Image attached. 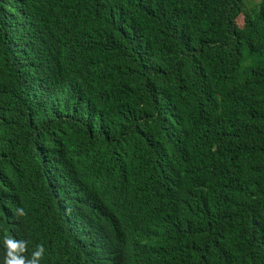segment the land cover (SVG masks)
<instances>
[{
    "label": "trees",
    "instance_id": "trees-1",
    "mask_svg": "<svg viewBox=\"0 0 264 264\" xmlns=\"http://www.w3.org/2000/svg\"><path fill=\"white\" fill-rule=\"evenodd\" d=\"M247 1L0 0V264L4 234L41 264L89 239L76 197L112 264H264V0ZM91 241L70 248L94 258Z\"/></svg>",
    "mask_w": 264,
    "mask_h": 264
},
{
    "label": "clouds",
    "instance_id": "clouds-1",
    "mask_svg": "<svg viewBox=\"0 0 264 264\" xmlns=\"http://www.w3.org/2000/svg\"><path fill=\"white\" fill-rule=\"evenodd\" d=\"M68 210L86 227L89 239L80 238L74 242L62 245L57 249L56 255L51 260L55 264H112L119 258L120 245H115L109 239L103 237L104 227L97 226L93 218L96 215H87L79 201L75 198H67ZM16 215H27L23 208L16 209ZM94 240V241H91ZM85 241H91L95 247L94 258H88L71 250V243L80 245ZM28 240L16 239L11 234L2 237L3 264H41L44 259L45 246L37 244L29 254Z\"/></svg>",
    "mask_w": 264,
    "mask_h": 264
},
{
    "label": "rangeland",
    "instance_id": "rangeland-1",
    "mask_svg": "<svg viewBox=\"0 0 264 264\" xmlns=\"http://www.w3.org/2000/svg\"><path fill=\"white\" fill-rule=\"evenodd\" d=\"M255 4H257V1L256 0H249V1H247V7H253ZM242 22H243V19H242V17H240L237 20V24L239 26H241L242 25Z\"/></svg>",
    "mask_w": 264,
    "mask_h": 264
}]
</instances>
